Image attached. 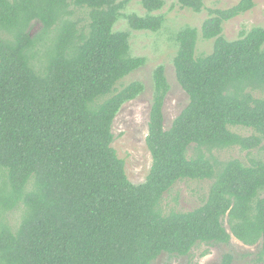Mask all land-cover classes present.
I'll use <instances>...</instances> for the list:
<instances>
[{"label": "trees", "instance_id": "trees-1", "mask_svg": "<svg viewBox=\"0 0 264 264\" xmlns=\"http://www.w3.org/2000/svg\"><path fill=\"white\" fill-rule=\"evenodd\" d=\"M177 2L207 12L199 29L175 34L173 67L188 103L165 129L169 84L156 66L145 137L152 163L133 184L112 146L116 114L144 90L140 81L116 87L146 63L131 55L130 32L114 30L126 1L0 0V264H152L232 237L258 246L254 261L264 264V158L245 165L212 155L264 147V28L222 35L253 0ZM140 3L145 13L126 15L128 28L159 31L164 0ZM72 7L85 19H73ZM34 21L41 27L30 34ZM199 33L213 39L211 53L196 56ZM187 179L212 181L206 199L164 214L163 195ZM18 208L13 227L8 215ZM232 263L226 252L218 264Z\"/></svg>", "mask_w": 264, "mask_h": 264}, {"label": "rangeland", "instance_id": "rangeland-1", "mask_svg": "<svg viewBox=\"0 0 264 264\" xmlns=\"http://www.w3.org/2000/svg\"><path fill=\"white\" fill-rule=\"evenodd\" d=\"M126 1L122 16L114 25V30L130 32V53L133 56H143L146 63L139 69L131 72L121 79L116 87L119 89L132 81H140L144 84L143 92L134 100L125 102L116 114L112 126L114 140L113 148L119 158L124 160L125 172L133 184L143 182L149 172L152 158L145 144L149 110L153 93L152 72L158 65L165 69V75L169 84V91L163 105L164 127L167 129L173 119L188 103V96L181 88L175 77L173 58L176 54L177 44L175 34L185 25L200 28L201 23L207 17L203 9L200 13H194L188 8H181L177 0H164L163 8L156 12L164 16L162 28L157 32L148 30H132L128 28L126 15L136 13L144 15L140 0ZM239 0H204L205 7H229ZM254 6L223 23L222 35L228 39H237L242 32H248L252 27L264 28V0H253ZM73 8V19H85V11ZM41 27L38 21H34L29 29L30 34H35ZM264 46V45H263ZM213 39L205 40L198 34L196 56L211 53ZM35 61V60H34ZM38 63L35 61V65ZM229 129L241 135H250V129L241 126H230ZM188 155L191 154L192 148ZM212 155L219 161L238 159L245 165L251 160L264 158V147L250 151L241 150L238 146L212 150ZM211 180H181L173 185L162 197L160 208L164 214L171 211H189L201 205L207 197ZM264 196V191L262 192ZM21 209L10 212L8 222L15 227L20 220ZM258 246H246L232 237L228 244H199L186 256L160 254L152 264H218L222 254L229 252L233 255L232 264H256L254 261Z\"/></svg>", "mask_w": 264, "mask_h": 264}]
</instances>
